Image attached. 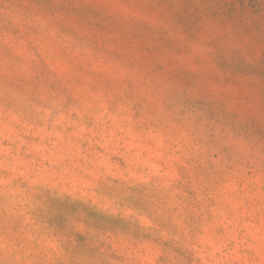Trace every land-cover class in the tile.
<instances>
[{
    "label": "clouds",
    "instance_id": "clouds-1",
    "mask_svg": "<svg viewBox=\"0 0 264 264\" xmlns=\"http://www.w3.org/2000/svg\"><path fill=\"white\" fill-rule=\"evenodd\" d=\"M0 264H264V0H0Z\"/></svg>",
    "mask_w": 264,
    "mask_h": 264
}]
</instances>
